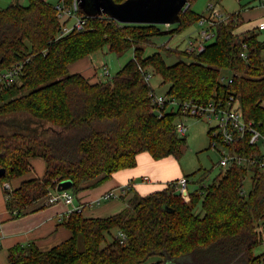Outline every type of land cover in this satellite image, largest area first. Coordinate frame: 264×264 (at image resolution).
<instances>
[{"label":"trees","instance_id":"16d2710c","mask_svg":"<svg viewBox=\"0 0 264 264\" xmlns=\"http://www.w3.org/2000/svg\"><path fill=\"white\" fill-rule=\"evenodd\" d=\"M66 7L74 0H62ZM121 3L125 0H113ZM181 12L179 28L158 24L120 23L107 14L86 15L82 30L61 35L56 5L29 0L0 8V72L22 65L14 83L0 89V185L28 173L31 159L42 158V177L25 180L16 189L7 188L6 206L12 218L32 212L62 181L70 180L73 193L93 188L114 173L137 165L138 155L154 159L180 158L186 138L175 129L180 112L166 111L159 117L150 97L148 71L169 84L167 95L180 100L206 103L234 90L243 102L244 116L264 131V41L255 32H237V21L220 23L216 37L202 52L171 49L188 60L168 64L161 52L145 56L152 38L174 35L203 16L192 2ZM247 58L241 56L243 44ZM116 53L133 49V57L115 75L91 83L68 66L104 47ZM165 47V46H164ZM235 83L224 84L223 71ZM255 173L253 189L244 194V179ZM186 175V177H192ZM208 174L186 200L171 182L161 190L137 192L120 212L86 218L73 210L61 225L72 235L47 250L35 243L9 249L10 264H143L151 256L178 258L195 255L213 264H263L255 253L264 235V171L258 167L232 166L209 184ZM109 198H113L112 196ZM201 204L203 214L195 208ZM123 232L102 247L106 234ZM82 236L85 249L78 247Z\"/></svg>","mask_w":264,"mask_h":264},{"label":"crops","instance_id":"0c3cea01","mask_svg":"<svg viewBox=\"0 0 264 264\" xmlns=\"http://www.w3.org/2000/svg\"><path fill=\"white\" fill-rule=\"evenodd\" d=\"M220 2L221 0H216L214 4L218 6L221 12L229 14L230 12L222 8ZM257 2L258 6L245 8L249 10L248 12L243 7L233 12V14L240 12L242 20L240 26L236 29L237 32L257 33L258 31L262 33L258 26L264 22V0H257ZM246 13L250 18L248 21L244 19ZM95 56L96 53H93L81 58L71 63L68 69H73V73H81L91 83L106 80L105 75L102 78L99 77L97 68L94 65ZM104 64L106 63L104 62L102 65ZM31 166L32 168L28 173L12 179L9 183L0 185V224L2 232L0 264H3L4 258L10 264L8 260L9 249L13 246L33 242L40 249L47 250L71 237L72 232L61 223L74 206H81L83 215L86 218L110 216L123 210L135 192L146 195L165 188L171 182H178L179 178L186 176L178 162V158L168 156L154 159L149 153L143 152L138 155L135 167L119 170L101 185L93 188L86 187L78 193H74L73 205L59 201L40 208L44 203L41 202L37 206L38 209L19 218H12L11 212L6 206L5 190L7 188L16 189L23 181L44 175L46 165L42 158H32ZM188 178L191 179V177ZM110 192H114L115 196L109 199L105 198ZM261 255H263L262 259L264 260V254Z\"/></svg>","mask_w":264,"mask_h":264},{"label":"built area","instance_id":"2783aa9c","mask_svg":"<svg viewBox=\"0 0 264 264\" xmlns=\"http://www.w3.org/2000/svg\"><path fill=\"white\" fill-rule=\"evenodd\" d=\"M56 8L62 24L61 35L68 34L74 29L82 30L84 28L86 18L76 13L79 9L77 0H74L72 6L66 7L63 3H59ZM208 10L209 14L202 16L198 20L199 26L202 27L201 31H199L200 37L198 41L195 43L193 40H189L188 42L185 50L189 53L202 52L206 44L215 39V28L218 24L237 21L233 14L221 12L214 3L208 5ZM72 20L75 21L73 24L70 23ZM258 28L264 32V22L260 23ZM243 48L241 56L247 58L246 50L248 46L246 43L243 44ZM21 67L22 65L15 64L10 69L0 72V89L15 82ZM103 72L107 78H110V71L106 64L103 65ZM150 77L151 75L147 74L146 79L149 80ZM221 81L227 86H231L235 83V78L234 76H229L226 80L225 77H222ZM150 97L153 105L157 107L159 117H163L166 111L180 112L181 117L175 121V129L180 136H185L188 132L184 117L204 118L214 122V126L210 128V137L213 148L216 149L219 143L223 146V150L220 151L221 159L219 161V165L222 168L227 169L232 166L258 167V169L264 171V131L253 119H247L244 116L242 99L234 90L225 95H217L206 103L194 100H180L167 94H158L153 89L150 91ZM189 183V178L186 176L178 179L179 191L186 200L190 198ZM111 196H115L114 192H110L105 198L109 199ZM59 201L73 205L74 193L70 190L59 191L57 189L49 194L47 201L49 204ZM73 210L81 211L82 208L81 206H74L71 211ZM261 222L260 230L264 235V219H261ZM117 237L121 242L126 239V235L121 231L117 232ZM1 244L2 232L0 224V247ZM261 245L264 246V239Z\"/></svg>","mask_w":264,"mask_h":264},{"label":"rangeland","instance_id":"374dc122","mask_svg":"<svg viewBox=\"0 0 264 264\" xmlns=\"http://www.w3.org/2000/svg\"><path fill=\"white\" fill-rule=\"evenodd\" d=\"M54 5H58L59 3H63L62 0H48ZM20 2L23 5H27L29 0H0V8H4L8 6L10 3ZM216 0H194L192 2V10L201 15H208V5L210 3H215ZM222 8L226 9L229 14H233V12L239 10V8L243 7L244 9L247 7H255L258 6L257 0H221ZM246 12H248V9ZM244 10V11H245ZM208 12V13H207ZM226 14V12H224ZM247 14V13H246ZM244 14V19L248 21V14ZM203 15V16H204ZM75 21L72 20L70 23L73 24ZM70 24V25H71ZM166 26V25H165ZM172 28H179V25L172 24L170 25ZM167 27V26H166ZM202 27L199 26L198 22L194 23L187 29L180 31L174 35H160L152 38V44L145 46L144 55L148 56L155 52H161L163 57L165 58L168 64H174L180 60H188V58L182 56L175 51H170V48L175 50H185L188 46L189 40H193L195 43L199 39V31H201ZM260 39L264 40V32H258ZM198 37V38H197ZM165 46V47H164ZM96 53L94 65L97 68V72L99 77H103L105 74L103 72V63L105 62L108 70L110 71V77L116 74V72L121 69L123 65H125L132 57H133V49L124 51L122 53H116L111 51L108 46L104 47L102 50H99ZM75 66V65H74ZM73 66V67H74ZM72 67V68H73ZM76 67V66H75ZM73 69L69 70L70 73H73ZM103 74V75H102ZM148 74L151 75L148 82L150 83L152 89L158 93L166 95L170 85L163 84V79L160 75L154 73L152 70L148 71ZM222 75L226 78L229 77L230 72L223 71ZM107 77L105 76V79ZM184 121L188 126V132L185 136L186 141L183 148V154L178 159L180 166L182 167L184 173L186 175H193L191 177L190 183L188 185V190L190 193L194 192L199 188L198 181L202 178L204 173H207V179L205 180L206 184L211 183L220 172H222L226 168H222L219 165V161L221 159L220 151L223 150V146L219 143L217 144V148L212 147L211 137H210V128L214 126V122H211L207 119L195 118V117H184ZM255 173L250 171L246 178L244 179V194L247 196L253 189V179ZM179 190V189H178ZM180 192V191H179ZM195 212L197 214H203V210L201 204L195 208ZM262 222L260 221V224ZM117 235V230H112L111 233L106 234V240L103 242L102 247H106L113 241V238ZM78 247L80 250H84V242L82 236H79ZM255 253L257 255H261L264 253V246L259 245ZM161 260H164L163 257L154 255L151 256L145 263L143 264H158ZM8 261L3 259V264H9ZM160 264H213L208 261L207 258H201L195 255H185L178 258H167L164 262ZM264 264V263H263Z\"/></svg>","mask_w":264,"mask_h":264},{"label":"water","instance_id":"95a60500","mask_svg":"<svg viewBox=\"0 0 264 264\" xmlns=\"http://www.w3.org/2000/svg\"><path fill=\"white\" fill-rule=\"evenodd\" d=\"M78 6L86 15L107 14L120 23L158 24L170 26L181 21V12L190 4L188 0H125L115 3L113 0H77ZM0 169V178L5 174ZM70 180L62 181L57 189L69 190Z\"/></svg>","mask_w":264,"mask_h":264}]
</instances>
